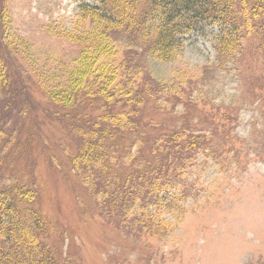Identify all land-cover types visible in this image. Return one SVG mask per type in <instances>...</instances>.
Listing matches in <instances>:
<instances>
[{"label":"rangeland","instance_id":"1","mask_svg":"<svg viewBox=\"0 0 264 264\" xmlns=\"http://www.w3.org/2000/svg\"><path fill=\"white\" fill-rule=\"evenodd\" d=\"M94 5L97 0H0L8 89L22 92L17 102L24 103L12 117V108L1 105L0 127L4 140L9 135L12 140L10 159L26 150L32 161L35 207L46 224L47 249L59 264H264V45L258 48L246 35L244 44L253 42L254 51L220 56L217 38L224 28L207 21L182 37L171 59L161 61L141 47L135 31L112 34L116 62L122 72L129 71L117 83L133 90L135 100L120 101L117 113L130 115L139 131H152V139L181 129L204 136L205 144L170 174L157 165L148 174L157 158L149 152L144 156L150 159H140L136 144L122 159L110 149L116 158L100 160L109 169L77 171L69 159L77 145L67 140L69 125L58 122L70 119V111L56 113L47 93L72 79L79 54L91 48L89 36L101 25L80 12ZM29 103L38 111L32 113ZM45 106L52 113L48 119L41 118ZM147 164L148 176L161 179L155 189L159 199L147 208L156 222H164L154 231V225L140 222L141 203L104 207L89 186L95 175L101 183L124 179Z\"/></svg>","mask_w":264,"mask_h":264},{"label":"trees","instance_id":"2","mask_svg":"<svg viewBox=\"0 0 264 264\" xmlns=\"http://www.w3.org/2000/svg\"><path fill=\"white\" fill-rule=\"evenodd\" d=\"M97 3L82 8L80 12L82 17L95 21L96 26L101 25L99 31L89 36L91 48H84L79 54L72 79L69 78L65 86L52 88L47 93L49 104L56 113L59 108L71 114L70 119L58 121L69 125L70 134L65 135L68 141L72 140L77 145L76 153L69 156L70 165L77 171L91 166L109 169L110 166L101 165L100 160L116 158V155H111L110 149L122 159L130 151L131 145L136 144L137 157L146 161L150 158L144 155L152 152V159L157 158L148 174L155 170L156 165L163 174L179 171L205 144V137L186 135L181 129H176L170 133H156L152 139V136H148L153 134L152 131L148 134L139 131V126L130 119V115L117 113L115 108L120 101L128 104L135 100L132 98L133 90L128 86L121 89L117 83L120 76H129V71L124 69L122 72L116 62L118 52L112 34L135 31L138 34L136 41L142 44L141 47H146L150 56L164 61L171 59L180 49L184 35L201 22L211 21L224 28L217 38L220 56L242 54L246 48L250 51L254 49L253 42L244 44L246 35L256 41L257 47L264 45V0H97ZM243 29L248 33L245 36ZM119 72L123 75H119ZM8 80L9 73L0 53V107L7 103L5 106L12 108V117L14 112H22L20 104L24 103L17 102L23 94L8 89ZM108 102L115 106L111 107ZM26 105L32 113L35 109L38 111L33 103ZM47 107L41 109V118L45 115V119L51 117L52 113L46 111ZM97 111L101 113L94 114ZM4 116L3 112L0 113V124ZM9 136L5 141L0 127V182L16 180L7 187L0 186V264H59L44 244L46 224L35 207L37 192L30 177L33 176L32 161L26 150L21 151L16 160L10 159L12 140H9ZM151 140L153 144L147 146L146 142ZM8 164L13 169L6 179L4 172L9 171ZM148 166L142 171L132 170L131 175L128 173L130 177L103 179L102 183L95 175L89 179V186L94 196H102L101 204L104 207L113 203L126 208V202L133 205L141 203L143 214L140 222L154 225V231L163 229L161 225L164 222H156L147 208L151 205L149 203L159 199L155 189L161 179L153 180L148 176ZM25 177L30 179L29 184L24 181Z\"/></svg>","mask_w":264,"mask_h":264}]
</instances>
